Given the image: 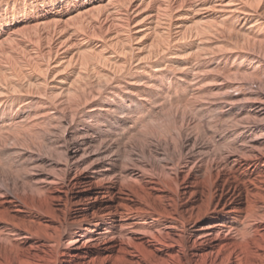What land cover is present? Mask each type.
Masks as SVG:
<instances>
[{"label": "bare ground", "instance_id": "bare-ground-1", "mask_svg": "<svg viewBox=\"0 0 264 264\" xmlns=\"http://www.w3.org/2000/svg\"><path fill=\"white\" fill-rule=\"evenodd\" d=\"M0 264H264V0L3 5Z\"/></svg>", "mask_w": 264, "mask_h": 264}, {"label": "rangeland", "instance_id": "rangeland-1", "mask_svg": "<svg viewBox=\"0 0 264 264\" xmlns=\"http://www.w3.org/2000/svg\"><path fill=\"white\" fill-rule=\"evenodd\" d=\"M20 0H0V8L3 5L13 6L14 4H17Z\"/></svg>", "mask_w": 264, "mask_h": 264}]
</instances>
